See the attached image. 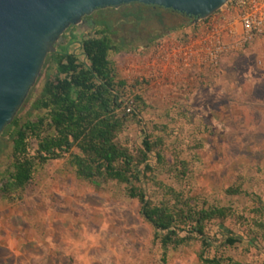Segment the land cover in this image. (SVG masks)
<instances>
[{
    "label": "rangeland",
    "instance_id": "obj_1",
    "mask_svg": "<svg viewBox=\"0 0 264 264\" xmlns=\"http://www.w3.org/2000/svg\"><path fill=\"white\" fill-rule=\"evenodd\" d=\"M225 6L191 25L167 12L137 25L122 16L126 6L91 18L105 21L115 41H133L135 49L112 55L111 62L117 80L126 83L127 105L119 114H129L130 107L142 123L127 121L117 140L128 148L140 145L142 129L161 139L156 151L164 161L155 172L157 184L144 186L147 196L157 203L231 206L233 218L208 226L211 248L206 256L264 264V231L252 222L257 207L253 196L264 203V37L246 40L240 11ZM82 25L74 27L75 43L70 45L69 34L62 40L70 51H78V41L93 34ZM152 37L159 38L150 42ZM49 74L42 70L22 117L43 113L33 111L32 104ZM136 97L145 107H137ZM35 148L32 142L31 152ZM10 155V148L0 155V185ZM181 161L187 163L183 170ZM237 183L247 195L225 193ZM221 228L241 236L244 244L217 248V241L224 240ZM251 230L258 236L253 244L248 242ZM199 252L194 242L171 252L168 264H201ZM158 260L153 230L140 216L138 202L129 200L120 186L96 187L78 180L67 157L48 163L31 186L11 198L0 196V264Z\"/></svg>",
    "mask_w": 264,
    "mask_h": 264
},
{
    "label": "trees",
    "instance_id": "obj_2",
    "mask_svg": "<svg viewBox=\"0 0 264 264\" xmlns=\"http://www.w3.org/2000/svg\"><path fill=\"white\" fill-rule=\"evenodd\" d=\"M124 11L122 16L131 18L137 25L160 12L181 16L188 22L186 25L194 22L159 7L131 4ZM101 12L103 10L97 11ZM87 18L93 34L78 41V51H70L69 46L62 43L65 34L70 36V45L75 43L77 36L74 27H70L56 43L55 52L46 57L42 70L47 68L51 74L46 77L32 104L33 111L43 113L34 118L32 114L25 118L21 116L29 93L12 123L0 135V155L11 149V164L1 182L0 196L11 198L15 191L31 186L37 172L48 163L67 157L78 180L96 187L120 186L129 200L138 202L140 216L153 230V243L159 248V264H168L171 252L194 242L199 243L198 260L201 264H246L229 257L206 256L211 248L206 237L208 226L233 218L235 212L231 206H197L179 200L157 203L147 196L144 186L157 184L155 172L164 161L156 151L158 144H162L161 139H153L142 129L140 145L128 148L117 140L127 121L142 123L137 111L119 114L127 105L126 83L117 80L111 62L112 55L135 49L133 41H115V33L105 21L92 20L91 16ZM159 37H152L149 41ZM135 102L137 107H145L139 97ZM32 142L36 144L33 152ZM179 165L183 170L187 163L181 161ZM225 193L232 197L247 195L241 191L240 183L227 188ZM253 201L257 204L253 211V225L264 231V203L254 196ZM221 229L224 240L217 241V248L244 244L245 239L241 236L229 229ZM251 232L249 244L258 238L255 231Z\"/></svg>",
    "mask_w": 264,
    "mask_h": 264
},
{
    "label": "water",
    "instance_id": "obj_3",
    "mask_svg": "<svg viewBox=\"0 0 264 264\" xmlns=\"http://www.w3.org/2000/svg\"><path fill=\"white\" fill-rule=\"evenodd\" d=\"M230 0H0V135L35 86L60 37L83 18L131 4L159 7L199 22Z\"/></svg>",
    "mask_w": 264,
    "mask_h": 264
},
{
    "label": "built area",
    "instance_id": "obj_4",
    "mask_svg": "<svg viewBox=\"0 0 264 264\" xmlns=\"http://www.w3.org/2000/svg\"><path fill=\"white\" fill-rule=\"evenodd\" d=\"M225 7L240 11V27L246 40L264 37V0H230Z\"/></svg>",
    "mask_w": 264,
    "mask_h": 264
},
{
    "label": "flooded vegetation",
    "instance_id": "obj_5",
    "mask_svg": "<svg viewBox=\"0 0 264 264\" xmlns=\"http://www.w3.org/2000/svg\"><path fill=\"white\" fill-rule=\"evenodd\" d=\"M90 21L88 20V18H83V27L84 26H87L89 29H91V27H90Z\"/></svg>",
    "mask_w": 264,
    "mask_h": 264
}]
</instances>
